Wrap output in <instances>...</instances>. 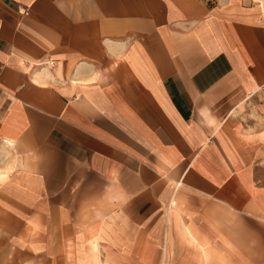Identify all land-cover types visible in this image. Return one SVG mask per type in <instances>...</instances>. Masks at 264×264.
I'll return each mask as SVG.
<instances>
[{
  "label": "crops",
  "instance_id": "0c3cea01",
  "mask_svg": "<svg viewBox=\"0 0 264 264\" xmlns=\"http://www.w3.org/2000/svg\"><path fill=\"white\" fill-rule=\"evenodd\" d=\"M254 1L0 0L9 219L90 213L111 264H264Z\"/></svg>",
  "mask_w": 264,
  "mask_h": 264
},
{
  "label": "rangeland",
  "instance_id": "374dc122",
  "mask_svg": "<svg viewBox=\"0 0 264 264\" xmlns=\"http://www.w3.org/2000/svg\"><path fill=\"white\" fill-rule=\"evenodd\" d=\"M256 166L257 180L264 183V151ZM60 207L50 206L49 222L33 220L23 230L22 222L9 219L8 206L0 205V264H111L119 260L101 246L105 243L101 233L89 234L94 221L90 213L71 212L65 219Z\"/></svg>",
  "mask_w": 264,
  "mask_h": 264
}]
</instances>
